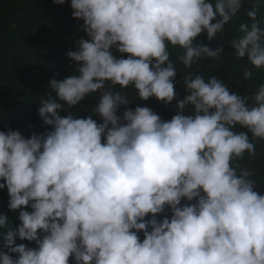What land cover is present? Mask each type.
Masks as SVG:
<instances>
[{
    "label": "clouds",
    "instance_id": "9594fccd",
    "mask_svg": "<svg viewBox=\"0 0 264 264\" xmlns=\"http://www.w3.org/2000/svg\"><path fill=\"white\" fill-rule=\"evenodd\" d=\"M246 2L70 0L86 36L67 52L78 62L75 74L51 79L41 99L38 112L51 129L28 138L0 131V189L20 222L3 234L0 264H69L70 257L75 264H264V194L254 190V170L240 163L254 160L264 141V82L239 94L191 71L224 54L197 38L223 34ZM262 8L264 0H254L229 41L245 62L244 81L264 72ZM177 64L188 70L187 94L170 120L146 106L117 115L130 103L127 89L171 104ZM93 95L101 123L60 115ZM168 209L171 216L158 219Z\"/></svg>",
    "mask_w": 264,
    "mask_h": 264
},
{
    "label": "trees",
    "instance_id": "16d2710c",
    "mask_svg": "<svg viewBox=\"0 0 264 264\" xmlns=\"http://www.w3.org/2000/svg\"><path fill=\"white\" fill-rule=\"evenodd\" d=\"M253 2L254 0H247L244 11L251 7ZM72 11L70 0H65L63 4H56L54 0H0V131L18 130L28 138L34 133L39 134L51 129V126L43 123L39 115L41 99L46 97L51 79H63L69 74H75L78 62L72 61L67 52L75 51L76 41L86 36L80 29L83 20L73 18ZM244 11L232 24L226 26L223 34H217L213 41L206 39V33L197 38L201 43L213 48L223 46L224 54L216 60L201 62L198 67L194 65L191 70L194 74H204L206 78L208 75L216 76L229 84L230 91L239 94H247L259 83L264 82V72L255 70L253 77L244 81L241 73L245 62L236 60L231 54L233 50L229 41L236 34L239 23L247 20ZM260 16L264 17V8L261 9ZM114 54L127 58V54ZM172 58L175 62V51ZM177 68V97L171 104L165 105L154 97L142 101L135 96L132 89H127L125 92L130 103L127 106L122 105L117 115H121L126 107L134 109L136 106H146L156 112L162 120H170L177 114V100L183 99L187 94L184 91L182 75L188 70L179 64ZM95 103L96 96L93 95L72 109L65 106V110H60V115L65 116L69 112L74 113L77 118L92 115L93 119L101 123L100 117L91 111ZM240 163L254 170L256 175L253 178L260 183L254 190L258 194H264V141L257 145V156L254 160L245 157ZM2 182L3 180H0V183ZM8 200L7 188L0 189V215L7 218V226L0 228V251H7L3 234L9 230L15 231L20 223L19 210H10L7 207ZM183 203H195V200H183ZM165 214L171 216V210L158 214V219ZM148 218L150 217H146ZM138 234L143 240V232ZM16 243H23L29 248L38 247L34 241L19 238H16ZM11 255L15 257L17 254ZM69 264H75L71 257Z\"/></svg>",
    "mask_w": 264,
    "mask_h": 264
}]
</instances>
